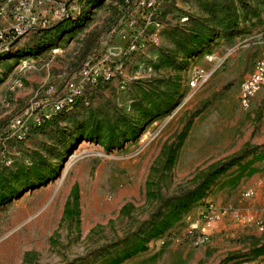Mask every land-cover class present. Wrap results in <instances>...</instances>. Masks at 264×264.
<instances>
[{"label": "rangeland", "instance_id": "rangeland-1", "mask_svg": "<svg viewBox=\"0 0 264 264\" xmlns=\"http://www.w3.org/2000/svg\"><path fill=\"white\" fill-rule=\"evenodd\" d=\"M19 1L0 0V30ZM121 1L31 32L0 57V264H107L140 240L146 251L121 264L255 260L264 234L232 214L264 212V83L248 108L240 102L264 57V0H165L159 42L133 53L110 36ZM86 64L101 74L81 79ZM194 68L205 75L191 86ZM71 80L82 84L79 97L56 114L52 104ZM42 112L50 118L38 126ZM243 153L205 192L226 212L209 241L197 243L203 203L153 236L169 197Z\"/></svg>", "mask_w": 264, "mask_h": 264}, {"label": "built area", "instance_id": "built-area-1", "mask_svg": "<svg viewBox=\"0 0 264 264\" xmlns=\"http://www.w3.org/2000/svg\"><path fill=\"white\" fill-rule=\"evenodd\" d=\"M88 0H20L14 9L12 15V25L8 30H0V53L8 51L13 43L20 38L29 35L34 31H43L57 23L73 19L88 9ZM165 0H122L118 7L120 17L111 30L110 36H115L120 43H124L129 53L138 51L146 44L155 45L159 42L160 24L158 22L161 7ZM48 6L49 8H44ZM116 55H106L105 60L109 61ZM213 62L212 58L208 59ZM101 71H95L93 77L89 72L88 64L84 65L79 71L78 76L83 80H94ZM205 72L202 69L194 68L192 71L191 86H195L200 78H203ZM111 74L107 75L110 78ZM264 83V57L256 62L254 71L242 82L240 88V102L243 108H248L251 100L260 90ZM82 84L75 80L66 83L64 90L66 93L52 104L54 113L59 114L69 111L79 97ZM33 111L39 108L35 103L31 107ZM28 111V110H27ZM26 111V112H27ZM28 114L18 116L10 122L12 127H19L23 124V118ZM50 116L45 112L33 117L34 124L40 126ZM253 191L244 193V197L251 198ZM264 214V212L262 213ZM226 212L221 211L211 202L206 201L200 211V219L197 224L198 238L197 243L209 241V233L224 216ZM234 219L242 220L247 226H254L259 234H264V216L258 217H240L238 212L232 214ZM264 256L253 261H242L241 264H263Z\"/></svg>", "mask_w": 264, "mask_h": 264}, {"label": "trees", "instance_id": "trees-1", "mask_svg": "<svg viewBox=\"0 0 264 264\" xmlns=\"http://www.w3.org/2000/svg\"><path fill=\"white\" fill-rule=\"evenodd\" d=\"M106 0H88L87 6L88 9L85 11H82L81 14L73 19H66L56 24V26H53L51 28H48L46 30L41 31L40 33H50L51 31L58 28L61 23L65 21H72L76 22L81 19H87L92 13H94ZM16 43H13L11 48L6 51L0 53V57L10 56V52L14 49ZM38 49L39 46L35 45ZM32 50H30L31 52ZM198 57H192V60H197ZM186 137V133L183 132L179 135V143L177 145V149H179L182 145L183 140ZM245 153L241 154L238 157H233L229 161L221 164L217 168L207 172L201 181V183L192 188L191 190L187 191L181 196L178 197H169L167 199V202L162 205L161 208L164 209V214L160 215L158 217L153 225V236L159 237L162 234H164L168 229H170L174 223H176L178 220H180L184 215H186L191 208L196 204H205V192L209 189V186L213 184V182L222 174H224L226 171H228L231 167L236 165L239 161H241L244 158ZM176 161V152L172 153L167 161V163H170V167H172L175 164ZM198 204V205H199ZM161 210V209H160ZM147 247L146 244L143 242V240H140L137 242V244H134L130 247V249H125L120 256H116L114 259L110 260L107 264H121L125 260L131 258L132 256L146 251ZM258 249H262L264 251V244L261 245ZM258 256L257 258L263 256ZM256 258V259H257Z\"/></svg>", "mask_w": 264, "mask_h": 264}, {"label": "crops", "instance_id": "crops-1", "mask_svg": "<svg viewBox=\"0 0 264 264\" xmlns=\"http://www.w3.org/2000/svg\"><path fill=\"white\" fill-rule=\"evenodd\" d=\"M256 100H259V98H256ZM248 191H251V190H248ZM258 211V212H257ZM261 210H255L254 212H252V213H255V214H258L259 212H260ZM261 215H263L262 214V211L258 214V216H261ZM264 216V215H263Z\"/></svg>", "mask_w": 264, "mask_h": 264}]
</instances>
